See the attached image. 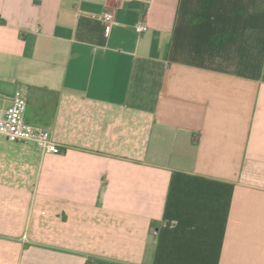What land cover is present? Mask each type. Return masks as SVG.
Returning a JSON list of instances; mask_svg holds the SVG:
<instances>
[{"label":"crops","instance_id":"obj_1","mask_svg":"<svg viewBox=\"0 0 264 264\" xmlns=\"http://www.w3.org/2000/svg\"><path fill=\"white\" fill-rule=\"evenodd\" d=\"M16 90L0 264H264V0H0Z\"/></svg>","mask_w":264,"mask_h":264},{"label":"built area","instance_id":"obj_2","mask_svg":"<svg viewBox=\"0 0 264 264\" xmlns=\"http://www.w3.org/2000/svg\"><path fill=\"white\" fill-rule=\"evenodd\" d=\"M107 28L114 23L112 11H106L101 16ZM148 29L144 16H139L134 23V30L138 34ZM27 107L26 98L20 90H16L8 106L0 104V135L9 141H23L34 143L43 153H60L62 148L51 138L47 129L31 124L25 119Z\"/></svg>","mask_w":264,"mask_h":264}]
</instances>
